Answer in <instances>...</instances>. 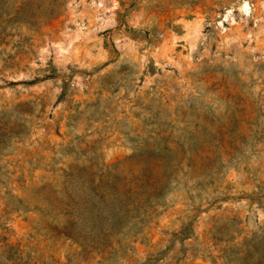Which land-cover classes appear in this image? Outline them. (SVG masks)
Wrapping results in <instances>:
<instances>
[{"label": "rangeland", "instance_id": "obj_1", "mask_svg": "<svg viewBox=\"0 0 264 264\" xmlns=\"http://www.w3.org/2000/svg\"><path fill=\"white\" fill-rule=\"evenodd\" d=\"M165 142L183 164L144 236L82 253L57 235L67 189L128 182ZM248 244H264V0H0V264H244Z\"/></svg>", "mask_w": 264, "mask_h": 264}, {"label": "trees", "instance_id": "obj_2", "mask_svg": "<svg viewBox=\"0 0 264 264\" xmlns=\"http://www.w3.org/2000/svg\"><path fill=\"white\" fill-rule=\"evenodd\" d=\"M158 136L160 134H157ZM158 138L163 142L161 137ZM227 138L225 133V140ZM232 151L230 162L238 159L237 149L232 148ZM145 158L144 162L132 170L128 182L123 183L116 176L110 178L109 173L107 176H92L88 180L82 178L81 188L85 189L80 193L73 188L67 189L70 221L60 228L57 235L76 245L82 253L89 252L90 249L100 252L96 238L106 243L103 250L105 252L110 247L108 238L113 234L120 235L129 231L134 239L144 236L145 228L160 213L163 194L169 189L172 181L178 180L177 173L183 164V160L173 162L166 142L162 147L158 144L148 150ZM187 166L190 167V163H187ZM69 179V184L73 183L74 179ZM80 179L81 177H78L77 181ZM75 193L80 195L77 197ZM260 205L263 204L260 202ZM80 222L90 225L87 237ZM189 228L190 223L179 231L178 236L182 240L186 239ZM259 254L261 256L257 257ZM242 258L244 264H264V244H248Z\"/></svg>", "mask_w": 264, "mask_h": 264}]
</instances>
